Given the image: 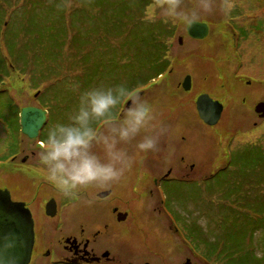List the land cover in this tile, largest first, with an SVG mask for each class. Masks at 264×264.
Here are the masks:
<instances>
[{
    "label": "rangeland",
    "instance_id": "rangeland-1",
    "mask_svg": "<svg viewBox=\"0 0 264 264\" xmlns=\"http://www.w3.org/2000/svg\"><path fill=\"white\" fill-rule=\"evenodd\" d=\"M34 1L32 7L31 0L11 1L9 10H4V17L12 15L13 22H16L24 13L40 19L49 12V22H46L47 17L42 19L46 31L58 26L64 30L62 34L57 31L54 36L44 37L38 43L39 46H30L31 40L25 44L28 35L17 37L12 32L9 35L11 42L8 49L4 47L3 33H0L2 65L12 75L11 79L5 81L4 87L0 88V190L8 191L12 202L27 203L32 208L45 205L44 214L46 206L49 208L48 212L55 211L57 203L62 215H70L71 208L76 207L74 204L84 201L77 213L78 217L82 216L84 210L85 213L86 210L88 213L94 212L95 219L107 225L109 233L114 232L115 226L110 223L109 217H105V206L109 214L112 207L127 210L131 218L124 225L127 228L133 224L135 231L128 233L130 241L123 237V241L119 242L118 249L124 256V262L184 264L185 257L190 256L192 259L187 260L191 264H237L235 260L241 255H247L254 261L257 256H264V201L253 202L260 197L264 199V188L247 185L252 179L249 178L250 170L264 169V118L253 113L256 101H264V77L260 74L262 71L264 75V0H211V11L202 12L195 20L204 22L209 27L208 36L198 42L188 38L185 25L167 22L166 28L168 34H172V39L167 51L170 66L164 73H160L163 65L161 52L149 37L154 31L151 23H146L143 30L137 27L140 32L137 36H120L116 40H109L104 33L105 38L100 40L102 33L91 32L92 22L100 21V6L108 4V0ZM125 1L134 3V18L142 17L137 16V0ZM183 2L186 6L193 7L199 0ZM225 3L232 5L227 14L222 10ZM76 18L82 19L83 24L77 26ZM125 26L128 27V24ZM36 29L32 27V30ZM59 35H63L61 40ZM179 37L182 39L181 45L177 41ZM78 44L84 46L79 53H85L83 61L89 64L107 47L117 51L115 59L122 61V66H119L111 56L99 57L100 61H95L99 71H94L98 74L90 86H112L119 83L129 85L135 82L136 77L145 80L139 81L137 85L146 83L147 87L141 96L154 105L157 113L156 127L150 130L158 136L156 148L148 151L152 156L163 152L162 143L170 126L174 127L175 135L193 136L194 133L187 132V129L197 123L196 113L191 105L196 95L204 92L217 98V94L227 92L228 99L226 102L223 100L226 108L222 120L216 130H213L216 133L215 139L206 129L203 134L204 144H210L216 150V162L202 174L205 177L209 174L208 171L215 170L214 178L201 180L202 185L168 182L155 186L152 177L161 172V168H156L159 164L147 158L148 152L136 155L135 142H132L122 144L134 159L119 181L103 188L84 189L76 199L59 194L37 170V152L41 144L22 133L14 132L18 113L14 111V106L42 107L47 111L48 119L41 138L43 141L56 123H67L79 94L85 90L83 87L78 93L75 85L71 87L65 84L69 78L76 79L70 72L73 66L79 70V54L73 50ZM25 46L27 51L24 50ZM7 51L11 57H19L20 68L10 66L13 62ZM158 74H162L161 78L157 77ZM108 75H112L113 79L110 80ZM187 75L191 77L192 86L188 92H182L179 89L180 83ZM52 76L55 77L51 85L56 84L44 90L49 86L44 80ZM152 78H158V86H151L153 81L147 83ZM41 83L43 85L39 86ZM34 86L39 87L36 90ZM169 94L172 100L168 101L166 98ZM235 105H239L240 109H234ZM15 145L14 154L20 155L16 161H11L10 147ZM94 150L103 155L102 145H96ZM206 151L205 146L204 154ZM19 172L28 174L20 176ZM252 183L264 186V178H253ZM234 184L246 186L240 192L232 193L238 189ZM109 188L113 189L111 199L93 205V209L86 208L92 203L89 202L91 199L97 200ZM159 192L165 196L167 205L160 204L161 195H157ZM218 202L220 203L217 204ZM27 205L25 204V208ZM37 211L32 212L34 217ZM202 219L206 221L207 230L200 223ZM170 220L175 221L177 233ZM74 222L77 221L74 219ZM206 238L217 241L216 245L223 241L228 247L230 261L227 262L220 254L209 257L207 252H213L216 246L209 245ZM44 249L45 246L40 248L38 257L41 258ZM220 250L216 248V251ZM193 252L205 255L208 261L193 255ZM54 258L55 254H52V257L49 255L42 260L46 264Z\"/></svg>",
    "mask_w": 264,
    "mask_h": 264
},
{
    "label": "clouds",
    "instance_id": "clouds-1",
    "mask_svg": "<svg viewBox=\"0 0 264 264\" xmlns=\"http://www.w3.org/2000/svg\"><path fill=\"white\" fill-rule=\"evenodd\" d=\"M212 7L211 0H199L193 7L183 0H146L142 19L191 25ZM231 7L225 3L222 10L227 14ZM128 100L131 103L121 111ZM156 120L154 105L128 84L90 87L79 94L69 121L49 129L37 152V170L70 199L89 187H107L124 176L134 159L119 145L135 142L136 155L156 148L158 136L150 131ZM96 145L103 146V155L94 150ZM200 223L207 230L206 221Z\"/></svg>",
    "mask_w": 264,
    "mask_h": 264
},
{
    "label": "flooded vegetation",
    "instance_id": "flooded-vegetation-1",
    "mask_svg": "<svg viewBox=\"0 0 264 264\" xmlns=\"http://www.w3.org/2000/svg\"><path fill=\"white\" fill-rule=\"evenodd\" d=\"M190 40L194 42L201 41L192 38H190ZM160 75L161 74H158L157 77L161 78ZM158 78H156V80L152 78L148 82L153 81L152 83H150L151 86H158ZM146 87L147 85L140 88H135V91L136 93L141 95ZM138 89H142V91ZM179 89H181L182 92H186L181 88V86ZM201 94L205 93L202 92L196 95L194 99H192L191 104L193 110L196 113L197 123L188 128L187 132H193V136H187L178 133H176L177 135H175L173 133L174 127L170 126L164 136L165 141L162 143L163 152H160V155L158 156H152V153L148 152L147 158L159 164L156 166V168H161V172H159L158 176L152 177V182H154V185L157 186L158 184L168 182L178 184L198 183L202 185L201 180H204V176L202 174L203 171H205L206 168L211 164L216 162V150L214 146H211L210 144H204L205 142H203V134L204 130L206 129L213 136V139H215L214 134L216 133L213 131V129L217 125L213 127L208 126L198 118L196 112V98ZM208 95L213 99L219 100V97L216 98L210 94ZM166 99L168 101L172 100L171 95H167ZM257 102L259 101H256V103ZM130 103V100L125 101L124 104L120 106V110L123 111V109ZM222 103L223 115L226 106L224 102ZM238 109H240V107ZM259 115L260 114H256V116ZM231 119L234 121L233 117H231ZM205 146L207 150L206 154H204L203 152ZM119 147H122V144L119 145ZM105 191H110V193L104 198L98 197L99 199L97 198V200L94 201L93 199H91V201L89 202L92 203H90L86 208L88 210L90 208L93 209V205L111 199L113 189L109 188ZM59 194L61 193L59 192ZM91 194L92 192L89 194V196ZM158 194L163 196V198L159 199L160 204H167L165 196L162 193H157V195ZM147 195H149V192H147ZM87 200L88 197L85 198V203H87ZM83 203L84 201L75 203L74 205L76 207L71 208L70 215H62L61 211H59L60 208L56 203V212L54 211V214H52L53 216L44 214L43 208H45V205H41V207L34 206L32 208L29 207L27 203H25L31 213V217L33 220L34 235L29 264H45L43 261L45 257H48L49 255L52 257V254H55V258L52 259V262L46 264H134L133 262H124V256L118 249L119 242L123 241L122 238L124 237V239L130 241V239L128 238V233L130 231H135V227L133 224L127 228L124 225L125 223L130 222V213L127 212V210H121L119 207H112L110 208L109 214L108 208L105 206V217H109L110 223L115 226L114 232L109 233L110 231H108V226L99 223V221L95 219L94 212L88 213L86 210L85 213L84 210L82 216L78 217L77 213L80 211L81 205ZM50 209H52V207ZM36 210H38L37 215L36 217H34L32 212ZM74 219L78 223L74 222ZM42 246H45V249L42 251L43 253H41L40 258L38 257L37 252H41L39 250ZM130 254L131 253H128V255ZM187 259L188 258L185 257V260ZM185 260L183 261V263L185 262ZM138 264L141 263L138 262ZM142 264L149 263L145 261Z\"/></svg>",
    "mask_w": 264,
    "mask_h": 264
},
{
    "label": "trees",
    "instance_id": "trees-1",
    "mask_svg": "<svg viewBox=\"0 0 264 264\" xmlns=\"http://www.w3.org/2000/svg\"><path fill=\"white\" fill-rule=\"evenodd\" d=\"M11 1H13V0H0V33H3L2 42H3L4 47H6V49H8L9 43L11 42V36H9V35L12 32L17 34V37L18 36L24 37V36L28 35V37L26 38L25 44L27 42H29V40H31L29 42L30 46L32 44L33 45L36 44V46H37L38 43L44 37L54 36L55 32H57V31H60L59 34L63 33L64 28H60V26H58V28H53V29L49 28V30L46 31L47 28H45L46 26L42 23V19L44 17H47V18H45L46 22H49V19H51V18H48V16L50 15L49 12H47V15L42 16L40 19H36L32 15L28 16L27 13H24L21 17H19L16 20V22H13L14 16H12V15H8V16L4 17V12L7 11V9L9 10V8L11 7V5L9 4V3H11ZM137 1L139 4L136 6L138 8L137 16H140V15H142V8H143V5L145 4L146 0H137ZM107 3L108 4H106V5L100 6L99 10L102 12L101 15H99L100 21L97 22L95 20V23L92 22L91 32L93 31V34L94 33H102V38H100V40L105 38L103 36L104 33H106L108 35L109 40H110V38L116 40V38L117 37L119 38L120 36H122V38L137 36L140 34L137 27H139V29L143 30L144 25L146 23H148V22H145L142 19V17L134 18V16H133L134 3L133 2H130V1L128 2L125 0H108ZM34 4H35V1L31 0L30 7H32V5H34ZM49 5H51V4H49ZM58 6L61 7L60 4H58ZM84 17H85V19H87L86 15H84ZM61 22L63 23V19ZM75 24L77 26L82 25L83 20L76 18ZM125 24H128V27H126ZM151 24L154 27V31L152 32V34H149V37L151 38V42L161 52V60L163 61V65H162V71L160 73H164L169 69L168 67L170 66V60L167 57V51L169 48L168 43L172 39L171 38L172 34L171 35L168 34V31L166 28L167 23L164 22L163 20H157L156 22L151 23ZM49 26H50V24H49ZM32 27L37 28V29L32 30ZM37 32H39V33H37ZM59 36H60L59 40H61L63 35H59ZM100 40H98V41H100ZM13 42H15V39ZM83 47L84 46L80 45V44H78V45H76V47H74V49H73L74 52L76 54H79V56L77 57L78 64H79V68H78L79 70H77V68L75 66H73V69L70 72H71V74H73L74 77H76V79L70 80L71 78H69L66 80V83H65L71 87H74V85H75V88L79 91L78 93H80V90H82L83 87L85 90L90 88V87H93V86H90V83L93 82L94 78L98 74V72L96 73L94 71L95 70L99 71V69L96 66V62H95L98 60L100 61L99 57L104 56V55H108V56H111L115 59V57L118 56L117 51H114L111 47L110 48L107 47V49H104V50H102V52L99 53V56L94 61L93 60H85V61H93L91 64H89V62L83 61L85 53H83V54L79 53V50H81ZM25 49H26V46L24 47V50ZM25 51H27V49ZM16 52H14L15 55H17ZM7 54L10 56V58L13 62L10 64V66L13 68H20L19 57H17V56L11 57V54L9 51H7ZM73 55L75 56V54H73ZM2 60H3V56H0V88H3L5 85V81L7 79H11V77H12V75H10V73L4 68V65H2L3 64ZM114 61L119 66H122V61H120V59L116 58ZM54 77L55 76L48 77V78H46V80H44V83L49 84V86H46L44 88V90L47 89V87L49 88L50 86L52 87L56 84V82H55L51 85V83L53 81L52 79ZM108 78H110V80L113 79L112 75H108ZM148 79H146V80L148 81ZM139 81L144 82L145 80L136 77L135 82L130 83L128 86L129 87L132 86L135 88L137 86L142 87V86L146 85V83L137 85V83ZM38 83H39V81H38ZM147 83H149V82H147ZM41 85H43V83H41L39 86H41ZM38 87H35V89L37 90ZM14 107H15L14 111L16 113L17 112L18 113L16 116V124L14 126L15 130H14V128H13V130L16 133H20V126H19L20 108H18L17 105H15ZM15 147H16V145L14 147H10L11 152H9V156L14 154V151L16 149ZM262 157L264 159L263 153H262ZM228 164L229 163H227V165ZM263 173H264V169L254 168V169L250 170L249 178L263 179L264 178ZM252 179L247 183V185L251 184V185H253L252 187L259 185L262 188H264V186L259 184V183H256V184L252 183ZM234 185L238 189L234 190L232 193L240 192L246 186L244 184H234ZM220 190H221V188H220ZM254 201H264V199H263V197H260L258 199H254L253 202ZM219 203L220 202H218L217 204H219ZM206 240H207V243L209 245H211L213 247L216 246V248L221 249L220 251H216V248H215V250H213V252H211V253L207 252L210 255L209 257H211V256L213 257L216 254H220L225 260L227 259V262L230 261L229 253H228V247L226 246V244L223 241H220L216 245L217 241L215 242L214 240H210V238H206ZM235 261L237 262V264H264V256H257L256 260L254 261V260H251L247 255H241L239 258H236Z\"/></svg>",
    "mask_w": 264,
    "mask_h": 264
},
{
    "label": "water",
    "instance_id": "water-1",
    "mask_svg": "<svg viewBox=\"0 0 264 264\" xmlns=\"http://www.w3.org/2000/svg\"><path fill=\"white\" fill-rule=\"evenodd\" d=\"M186 33L194 39H203L208 34V26L204 22L194 21L186 25ZM181 37L178 43L181 44ZM181 87L185 91L191 89V77L185 76ZM255 112H263L264 103L260 102L254 107ZM196 111L198 117L209 126H213L219 120L222 105L219 101L212 100L207 94H201L196 98ZM44 122V112L40 109L28 107L20 110L21 132L29 138H35ZM109 192H103L98 197L104 198ZM24 203L12 202L9 192L0 190V264H28L33 246V220ZM54 206L52 207V209ZM50 209V211L52 210ZM46 214L52 215L54 211Z\"/></svg>",
    "mask_w": 264,
    "mask_h": 264
},
{
    "label": "bare ground",
    "instance_id": "bare-ground-1",
    "mask_svg": "<svg viewBox=\"0 0 264 264\" xmlns=\"http://www.w3.org/2000/svg\"><path fill=\"white\" fill-rule=\"evenodd\" d=\"M252 69V68H251ZM260 74H261V77L263 78L264 77V75H263V72L261 71L260 72ZM221 97H220V96ZM217 94L216 96L217 97H219V99H221L222 100V102H223V100L226 102L227 101V92H224V93H222V94ZM220 146H221V148L223 147V144H222V140L220 141ZM19 174H20V176H24V175H27L28 173H26V172H19ZM132 198H135L134 196L132 197Z\"/></svg>",
    "mask_w": 264,
    "mask_h": 264
}]
</instances>
